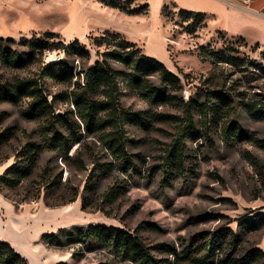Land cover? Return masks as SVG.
<instances>
[{
	"label": "rangeland",
	"instance_id": "obj_1",
	"mask_svg": "<svg viewBox=\"0 0 264 264\" xmlns=\"http://www.w3.org/2000/svg\"><path fill=\"white\" fill-rule=\"evenodd\" d=\"M116 1L131 9L146 3L149 7L145 14L135 15L110 8L100 0H0V38L13 39L14 44H7L12 49L25 51L18 43L22 38L64 44L78 40L91 58L79 60L51 49L41 62L27 68H0L1 79H38L43 67L57 60H65L76 73L82 72L102 59L100 55L107 48L98 45V40L107 32L119 33L180 78L178 90L165 88L156 76L149 80L169 95L195 101V128L204 133L207 125L209 139L188 140L183 169L162 172V157L178 128L150 115L182 116L183 111L176 101L150 107L121 82L120 107L143 112L149 119L147 127H124L126 138L131 140L125 151L134 168L123 172L116 155L100 139V131L84 129L79 110L71 103L73 94L82 92L73 85L76 78L71 84L39 79L53 114L61 116L58 130L67 135L66 123L74 122L80 126L82 139L67 156L45 150L30 178L15 190H5L6 197L0 194V241L10 244L28 264H132L77 234L78 228L90 225L114 226L130 233L141 226L137 235L145 244H166L177 253L153 251L158 264H191L192 258L203 254L196 251L195 244L189 246L194 235L224 227L237 232L235 219L249 212L264 213V61L260 57L264 19L214 0ZM96 7L111 9L115 15ZM180 11L204 14L206 26L192 17H180ZM208 45L214 50H233L232 56L257 65H211L198 56V48ZM110 64L125 71L117 62ZM211 91L228 96L230 106L212 109L204 117L201 106ZM91 95L93 100L103 98L102 91ZM26 102L18 106L0 104V132L10 129L14 134L0 145V175L14 164L15 153L28 140L42 141L41 128L47 123L22 118L20 111ZM230 122H235L246 137L226 142L223 130ZM111 188L115 195L104 198ZM35 194L39 199L30 201ZM24 198L26 202L15 204ZM46 234H54V240L43 239ZM255 248L264 252V227L240 234L235 257L241 258ZM185 249L189 251L186 255ZM217 258L214 264H219ZM250 264H264V259Z\"/></svg>",
	"mask_w": 264,
	"mask_h": 264
},
{
	"label": "trees",
	"instance_id": "obj_2",
	"mask_svg": "<svg viewBox=\"0 0 264 264\" xmlns=\"http://www.w3.org/2000/svg\"><path fill=\"white\" fill-rule=\"evenodd\" d=\"M110 8L122 10L127 14H145L148 10V4L143 7L131 9L129 6L120 4L116 0H100ZM180 17L194 18L199 20L203 26L204 14L193 13L189 11H180ZM53 34H48L51 36ZM98 45L107 48L101 53L100 60L94 65L88 67L82 72L76 73L72 66L65 60H57L46 64L43 67L41 76L37 78H15L13 80H2L0 77V104H10L18 106L23 101L26 107L22 108L20 115L26 120H43L47 123L41 128V143L28 140L22 148L15 153V162L7 167L0 175V194L4 195L5 190H15L26 179L30 178L36 167L40 155L45 150H57L66 155L72 147L82 139L80 126L74 122L66 123L67 135L58 130L57 125L61 116L54 115L51 105L44 95L43 89L39 84V79L44 77L51 78L57 83L71 84L80 89L82 92L74 93L71 97V103L79 110V119L84 124L86 131H100V139L107 146L112 154L118 158V167L123 172H128L134 168L125 147L131 142L125 136V125L132 124L141 127H147L149 119L144 117L143 112H130L119 105L120 83L124 82L128 87L133 88L138 96L150 107H157L168 102L176 101L181 107L182 116L169 114H151L150 118L161 121H168L176 124L177 131L173 140L168 145L162 157L160 169L166 174L174 170L183 169L185 162L186 142L188 140H197L203 137L208 140L207 125L204 126V133L199 132L194 125V110L197 103L192 99L184 101L174 95H169L167 90H159L150 82V77L156 76L160 84L167 89H180V78L169 71L164 64L154 58L144 55L135 44L125 40L119 33L107 32L98 40ZM3 43L5 45H3ZM11 38H0V68L5 70H20L41 62L43 54L51 49L61 51L66 57L74 56L79 60L87 61L90 58L89 50L74 40L68 44L63 42L49 43L45 39L30 38L20 39L19 45L25 51L20 52L12 49L7 44H14ZM258 46V44H256ZM229 49L214 50L210 46H200L198 56L202 61H208L211 65L216 63L229 64H248L256 66L257 62L242 60L231 55ZM264 61V51L260 54ZM117 62L122 65L125 71L114 69L110 62ZM81 76H83L81 78ZM82 79V80H81ZM81 80V81H80ZM83 81V82H82ZM81 84H84L81 87ZM102 91L101 100H93L91 93ZM207 100L201 107L204 108L203 115L206 117L207 112L212 109L229 107L228 96L222 92H207ZM215 102V105H213ZM218 104V105H217ZM216 107V108H215ZM63 125V124H62ZM13 132L6 129L0 132V145L13 137ZM224 140L235 143L246 137L245 132L235 122H230L223 130ZM168 183L167 179H163ZM50 185V184H49ZM88 187L93 189V183H88ZM115 195L114 188H111L104 198H110ZM5 196V195H4ZM6 197V196H5ZM35 194L30 201L39 199ZM27 198L15 201V204L26 202ZM75 198L70 200L74 202ZM84 205H82V210ZM236 231L224 227L212 232H202L194 235L190 239V245H196L197 252H202L200 258H192L191 264H214L217 258L219 264H250L255 261L264 259V252L259 248L252 249L241 258H236V251L240 240V234L253 232L264 227V213L249 212L235 219ZM138 226L133 233L114 226L90 225L85 228H78L77 234L84 239H90L103 245L112 251L117 257L130 261L132 264H158L153 251L165 252L170 255H176L174 248L166 244H157L148 246L137 235ZM45 240H54V234L43 235ZM226 247L225 251H222ZM185 255L189 253L188 249L184 250ZM0 264H28L27 260L11 247L10 244L0 241ZM63 264V263H62Z\"/></svg>",
	"mask_w": 264,
	"mask_h": 264
},
{
	"label": "crops",
	"instance_id": "obj_3",
	"mask_svg": "<svg viewBox=\"0 0 264 264\" xmlns=\"http://www.w3.org/2000/svg\"><path fill=\"white\" fill-rule=\"evenodd\" d=\"M214 1L222 3V5L227 6V8H229V9L231 8L234 10H239L241 12L256 16L260 19H264V0H243L242 3L236 2L233 0H214ZM96 8H98V7H96ZM98 9H100V11H102V12L107 10L108 13L114 14V11L111 9H107V8H105V9L98 8Z\"/></svg>",
	"mask_w": 264,
	"mask_h": 264
}]
</instances>
